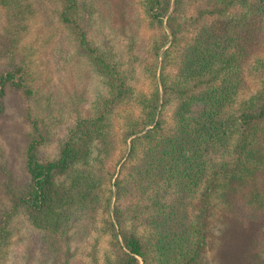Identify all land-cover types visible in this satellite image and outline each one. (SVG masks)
I'll return each instance as SVG.
<instances>
[{
  "label": "trees",
  "instance_id": "trees-1",
  "mask_svg": "<svg viewBox=\"0 0 264 264\" xmlns=\"http://www.w3.org/2000/svg\"><path fill=\"white\" fill-rule=\"evenodd\" d=\"M58 3L109 91L54 157L31 119L30 180L14 208L41 232L40 264H69L78 211L102 221L104 264H264V0H147L161 31L137 58L147 52L154 71L148 92L132 83L137 64L93 42L80 0ZM10 89L33 94L17 62L0 70V114Z\"/></svg>",
  "mask_w": 264,
  "mask_h": 264
},
{
  "label": "rangeland",
  "instance_id": "rangeland-1",
  "mask_svg": "<svg viewBox=\"0 0 264 264\" xmlns=\"http://www.w3.org/2000/svg\"><path fill=\"white\" fill-rule=\"evenodd\" d=\"M146 3L80 0L93 42L124 68L137 64L132 83L135 90L148 92L154 71L147 52L141 61L137 58L152 39H160L161 31L146 19ZM59 10L58 0H0V70L13 62L24 65L33 90L27 96L10 89L0 114V233L6 226L0 264L41 261V232L29 224L21 208H14L17 194L30 180L24 162L34 134L31 119H38L47 130L41 155L54 157L75 119L91 113L109 91L104 75L59 20ZM116 161L109 167L114 168ZM101 225L100 220L90 221L84 211L71 216L65 239L69 264H104L110 245L105 237L95 244Z\"/></svg>",
  "mask_w": 264,
  "mask_h": 264
}]
</instances>
